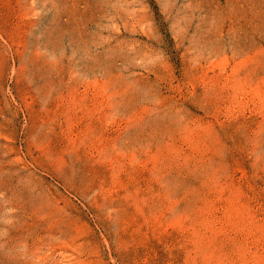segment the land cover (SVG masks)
<instances>
[{
	"label": "rangeland",
	"instance_id": "rangeland-1",
	"mask_svg": "<svg viewBox=\"0 0 264 264\" xmlns=\"http://www.w3.org/2000/svg\"><path fill=\"white\" fill-rule=\"evenodd\" d=\"M0 264H264V0H0Z\"/></svg>",
	"mask_w": 264,
	"mask_h": 264
}]
</instances>
